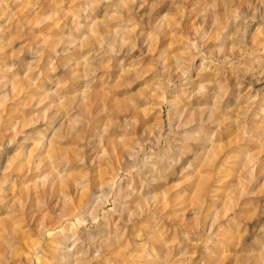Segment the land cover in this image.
I'll list each match as a JSON object with an SVG mask.
<instances>
[{
    "label": "rangeland",
    "instance_id": "rangeland-1",
    "mask_svg": "<svg viewBox=\"0 0 264 264\" xmlns=\"http://www.w3.org/2000/svg\"><path fill=\"white\" fill-rule=\"evenodd\" d=\"M263 150L264 0H0V264H264Z\"/></svg>",
    "mask_w": 264,
    "mask_h": 264
},
{
    "label": "bare ground",
    "instance_id": "bare-ground-1",
    "mask_svg": "<svg viewBox=\"0 0 264 264\" xmlns=\"http://www.w3.org/2000/svg\"><path fill=\"white\" fill-rule=\"evenodd\" d=\"M175 106H176V105H175ZM209 145H210V144H209ZM208 147H209V146H208ZM261 149H262V148H261ZM216 152H217V149H216L215 147H212V146H211V147L208 149V153L213 154V155H212L213 158H214V155L216 156V154H217ZM260 152H262V151H260ZM263 153H264V150H263ZM258 155H259V154H258ZM260 155H261V154H260ZM244 156H246V155H244ZM249 156H251V155H249ZM249 156H248V157H249ZM253 156H254V155H253ZM248 157H247V158H248ZM256 157H257V156H256ZM256 157H254V158L251 157V158L255 159ZM245 158H246V157H245ZM245 158H244V160H245ZM247 158H246L247 163H248V164H249V163H252L253 160H252L251 158L247 160ZM261 158H262V157H261ZM260 160H261V159H260ZM254 161H255V165H256V164H257V160L255 159ZM258 161H259V160H258ZM243 162H245V161H243ZM259 162H262V161H259ZM245 163H246V162H245ZM253 163H254V162H253ZM242 164H243V163H242ZM242 164H241V165H242ZM248 164H246V166H247ZM243 165H244V164H243ZM243 165H242V167H245V166H243ZM249 165H250V164H249ZM255 165L253 164V166L251 165L252 167L250 166V167L252 168V170H253V173L251 172L253 175H254V169H257V168H255ZM258 165L260 166L259 163H258ZM250 167H249V168H250ZM256 167H257V166H256ZM261 167L264 169V161H263L262 166H260V168L258 167V168L260 169V170L258 169V173H260V172L262 171V168H261ZM246 168H248V166H247ZM244 169H245V168H244ZM249 170H251V169H249ZM259 171H260V172H259ZM247 172H248V171H247ZM263 172H264V171H263ZM255 173L258 174L257 172H255ZM256 174H255L254 176H256ZM261 174H262V173H261ZM263 176H264V175H263ZM216 229H217V228H216Z\"/></svg>",
    "mask_w": 264,
    "mask_h": 264
}]
</instances>
